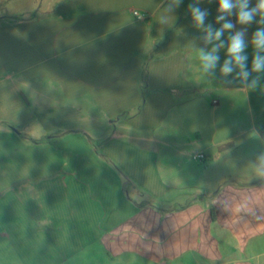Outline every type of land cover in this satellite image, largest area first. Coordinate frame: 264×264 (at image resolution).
<instances>
[{
	"label": "crops",
	"instance_id": "1",
	"mask_svg": "<svg viewBox=\"0 0 264 264\" xmlns=\"http://www.w3.org/2000/svg\"><path fill=\"white\" fill-rule=\"evenodd\" d=\"M205 4L37 0L0 16V67L21 81L28 124L3 146L37 156L27 190L0 192L8 234L37 219L42 233L96 235L125 264H264V121L236 118L264 108L263 77L236 83V22ZM201 53L217 57L207 71ZM245 53L249 70L264 58Z\"/></svg>",
	"mask_w": 264,
	"mask_h": 264
},
{
	"label": "rangeland",
	"instance_id": "2",
	"mask_svg": "<svg viewBox=\"0 0 264 264\" xmlns=\"http://www.w3.org/2000/svg\"><path fill=\"white\" fill-rule=\"evenodd\" d=\"M5 1V2H3ZM0 0V16L12 15L15 18H10L11 21H16L22 18L25 13H28L35 5L37 0ZM205 5L213 8L215 11L220 6V0H204ZM234 5L230 12H221V19L233 20L236 22L238 34L246 46L248 43L254 45L253 40L258 31L264 32V11H256L253 13L252 19L247 23L239 22V13L241 11L240 4L244 0H232ZM259 0H247V6L244 11H251L255 9ZM36 12L39 9V4L36 6ZM245 46L239 54L244 59L241 65L237 64L238 79L236 83L242 86H250L252 78H254V71L251 67L249 70L248 59L246 58ZM224 55V54H223ZM222 68L225 66V57L221 60ZM253 65V64H252ZM217 68V65H216ZM247 73V77L243 75ZM262 74V81L264 85V69L259 71ZM19 77L10 72H6L5 67H0V110L4 113V117H0V192L10 191L12 196L20 195L22 191L29 188L26 186V180L32 173L25 170V165L29 161L36 162L37 156L28 155L25 149L21 147H14V151L6 153L3 146L7 138H9L4 131L7 129H18L25 124L21 113L22 93L14 92L13 84L21 86ZM20 90L22 88H19ZM13 91V93H12ZM10 99V100H6ZM213 96H210V102ZM260 100L264 103V86L260 90ZM7 105V106H6ZM212 105V104H211ZM7 107V109H6ZM253 105V108L238 106L236 118L238 123L246 118L248 121H255L261 124L264 121V108ZM250 109V110H249ZM7 111V112H6ZM247 111H250L247 113ZM8 115V116H7ZM7 119V120H6ZM11 120V121H9ZM25 126H28V124ZM29 127H36L35 123L29 124ZM30 128V129H31ZM25 180V181H24ZM24 181V182H23ZM7 190V191H6ZM2 206V205H1ZM20 222V221H19ZM38 220L31 219L29 222V232L19 235L8 234L6 228V220L0 219V264H125L123 259L113 260L108 257L107 252L101 248L96 240V235H70L58 234L49 231L50 225L47 224L45 233L38 231ZM131 264L133 262H130Z\"/></svg>",
	"mask_w": 264,
	"mask_h": 264
},
{
	"label": "clouds",
	"instance_id": "3",
	"mask_svg": "<svg viewBox=\"0 0 264 264\" xmlns=\"http://www.w3.org/2000/svg\"><path fill=\"white\" fill-rule=\"evenodd\" d=\"M247 6V0H244V3L240 4V13H239V22L241 23H247L252 19L253 13L256 11H264V0H259V3L257 5V7L255 9H252L251 11H244V8ZM234 7L232 0H220V10L222 12H230V10ZM203 13H200L198 10L193 9V16L194 19L196 21V23L199 25L202 20H203ZM232 27V25L230 24H225L224 25V29H228ZM223 31V29L221 30ZM221 31L216 32L215 34V38H219V36L221 35ZM253 43L255 45V47L257 49H261L264 48V32L258 31L255 34V38L253 40ZM244 42L241 38V35L238 34L235 37L232 38L231 43L228 47V53L230 54V56H232L236 63L238 65H242V60L244 59V57H242L241 55H239L243 48H244ZM201 60L203 61V70L207 71L215 62V60L217 59V57L215 56H211V55H206L201 53L200 56ZM262 69H264V58H261L259 55H257L253 61V71L255 72H259ZM230 71V69L227 66V62L225 64V67L223 68V72L224 73H228ZM245 76V78L247 77V73L243 74ZM260 174L264 175V159L261 160V164H260Z\"/></svg>",
	"mask_w": 264,
	"mask_h": 264
},
{
	"label": "built area",
	"instance_id": "4",
	"mask_svg": "<svg viewBox=\"0 0 264 264\" xmlns=\"http://www.w3.org/2000/svg\"><path fill=\"white\" fill-rule=\"evenodd\" d=\"M135 15L139 18H141L143 16L140 12H135ZM194 159L201 161V160L206 159V156L204 154H197L194 156Z\"/></svg>",
	"mask_w": 264,
	"mask_h": 264
}]
</instances>
